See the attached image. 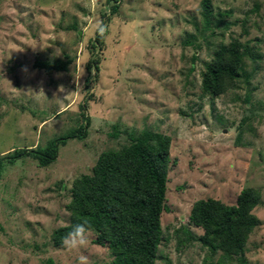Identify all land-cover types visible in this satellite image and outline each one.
Instances as JSON below:
<instances>
[{
	"label": "rangeland",
	"instance_id": "rangeland-1",
	"mask_svg": "<svg viewBox=\"0 0 264 264\" xmlns=\"http://www.w3.org/2000/svg\"><path fill=\"white\" fill-rule=\"evenodd\" d=\"M107 1L93 9L88 0H0V160L77 129L82 105L91 121L87 138L69 141L48 167L32 158L3 163L0 264H78L80 255L111 264L93 232L87 248L71 252L52 236L70 224L74 181L102 153L146 133L172 140L155 264H264V0H122L109 21ZM97 16L108 25L101 44L90 30ZM232 44L243 57L235 87L204 94L208 64ZM56 61L67 68L37 65ZM246 189L260 193L259 224L242 253L203 246L193 205L235 206Z\"/></svg>",
	"mask_w": 264,
	"mask_h": 264
},
{
	"label": "trees",
	"instance_id": "trees-1",
	"mask_svg": "<svg viewBox=\"0 0 264 264\" xmlns=\"http://www.w3.org/2000/svg\"><path fill=\"white\" fill-rule=\"evenodd\" d=\"M107 2L111 7L110 15L105 18L109 21L110 16L119 12L122 0ZM209 7L210 2L205 1V13ZM104 38L96 35L94 41L101 44ZM91 64L98 68V61L93 60L86 67L88 74L92 73ZM37 65L49 71L67 68L62 61L38 62ZM242 70L239 44L220 47L204 74L203 93L215 97L225 93L235 87ZM80 110L81 126L44 147L14 150L0 160V176L4 162L14 164L32 158L40 167H48L56 162L60 148L69 141L86 139L91 121L84 105ZM171 143L169 136L146 133L120 151L102 153L92 173L74 181L71 202L67 206L70 224L53 233L54 246H62V238L76 224L87 220L97 236V243L107 244L111 249L114 256L111 264H155L163 235L162 214L167 210ZM259 201L258 191L246 189L238 196L235 206H226L213 199L196 202L191 210V221L204 230L203 246L214 252L221 250L226 256L242 253L250 234L259 224L252 214ZM46 264L56 263L48 260Z\"/></svg>",
	"mask_w": 264,
	"mask_h": 264
},
{
	"label": "clouds",
	"instance_id": "clouds-1",
	"mask_svg": "<svg viewBox=\"0 0 264 264\" xmlns=\"http://www.w3.org/2000/svg\"><path fill=\"white\" fill-rule=\"evenodd\" d=\"M105 0H88V5L93 8H101L104 6ZM90 30L97 36L104 38L108 32V25L103 19L97 17L92 18ZM92 233L91 224L85 220L82 223L76 224L70 232H68L62 238V245L68 251H80L81 249L87 248L90 243V237ZM78 264H89L88 257L84 255L79 256Z\"/></svg>",
	"mask_w": 264,
	"mask_h": 264
}]
</instances>
